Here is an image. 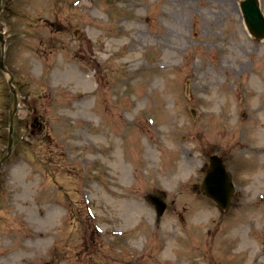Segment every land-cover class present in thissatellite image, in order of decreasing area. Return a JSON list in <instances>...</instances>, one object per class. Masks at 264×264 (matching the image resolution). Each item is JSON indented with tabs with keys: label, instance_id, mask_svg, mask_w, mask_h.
Instances as JSON below:
<instances>
[{
	"label": "rangeland",
	"instance_id": "1",
	"mask_svg": "<svg viewBox=\"0 0 264 264\" xmlns=\"http://www.w3.org/2000/svg\"><path fill=\"white\" fill-rule=\"evenodd\" d=\"M242 1L2 0L20 102L0 264H264V40ZM218 150L248 162L247 201L224 214L194 185Z\"/></svg>",
	"mask_w": 264,
	"mask_h": 264
},
{
	"label": "water",
	"instance_id": "2",
	"mask_svg": "<svg viewBox=\"0 0 264 264\" xmlns=\"http://www.w3.org/2000/svg\"><path fill=\"white\" fill-rule=\"evenodd\" d=\"M241 8L244 13V17L247 23L248 28L250 29L251 33L256 36L257 38H264V16L260 11L259 5L257 0H246L241 3ZM0 11H1V0H0ZM0 42L4 46L5 45V38L2 33H0ZM2 69H4L3 63H1ZM6 71V69H4ZM12 81V79H11ZM10 81V82H11ZM13 93L15 95V103L12 112V123L14 119V115L18 109V93L17 90L12 87ZM12 132L13 127H11V138H10V146L12 148ZM229 175L227 174L224 165H217L213 164L212 169L209 172V175L205 181L204 190L207 196L213 198L217 202L224 199L221 197L220 191L216 187L217 185L225 184L228 187L231 186ZM227 202L223 203L221 206H227L229 201L226 199ZM154 204L157 207L158 215H163L166 205L159 199H153ZM221 204V203H219Z\"/></svg>",
	"mask_w": 264,
	"mask_h": 264
},
{
	"label": "flooded vegetation",
	"instance_id": "3",
	"mask_svg": "<svg viewBox=\"0 0 264 264\" xmlns=\"http://www.w3.org/2000/svg\"><path fill=\"white\" fill-rule=\"evenodd\" d=\"M245 132V131H244ZM254 154V153H253ZM256 154V153H255ZM213 155H217L219 158H220V160L222 161V162H224V164L226 165V167L230 170L231 169V167H230V157H229V154L228 153H226V152H221L220 150H218L216 153H213L211 156H213ZM233 161V160H232ZM235 163V168H234V170H232L234 173H238V171L239 170H243V169H245L246 167H247V163L244 161V158H242L241 159V162H240V164H237V162H234ZM208 165H207V167L205 166V167H203V169H201V170H203L204 172H205V175H206V173L208 172ZM202 181V180H201ZM198 188H200L199 186H197ZM199 192H200V190H199ZM245 199H247V197L245 196V195H236L235 197H234V199H233V201H232V206L234 207V206H236V204H237V206H239L240 204L241 205H244L245 203H246V201L247 200H245Z\"/></svg>",
	"mask_w": 264,
	"mask_h": 264
}]
</instances>
